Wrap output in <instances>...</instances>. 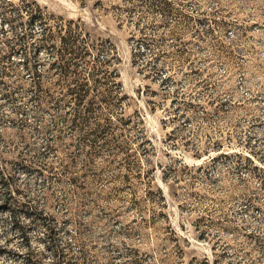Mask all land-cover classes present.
Here are the masks:
<instances>
[{"label": "rangeland", "instance_id": "374dc122", "mask_svg": "<svg viewBox=\"0 0 264 264\" xmlns=\"http://www.w3.org/2000/svg\"><path fill=\"white\" fill-rule=\"evenodd\" d=\"M0 264H264V0H0Z\"/></svg>", "mask_w": 264, "mask_h": 264}, {"label": "trees", "instance_id": "16d2710c", "mask_svg": "<svg viewBox=\"0 0 264 264\" xmlns=\"http://www.w3.org/2000/svg\"><path fill=\"white\" fill-rule=\"evenodd\" d=\"M94 60L96 61V58H94ZM107 63V60L104 62V64ZM100 72H102V74H106V77L109 78L110 76H113L112 74V71H108V70H99ZM112 82V87H114L115 89L117 88V85L114 81H111ZM87 85L86 82H83V83H76L75 84V87H77V91H75V89H72L70 88V93L74 94L75 98H76V101H77V104H79L80 102H83L84 100V90H85V86ZM114 89V90H115ZM82 92V93H81Z\"/></svg>", "mask_w": 264, "mask_h": 264}]
</instances>
